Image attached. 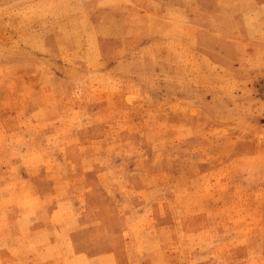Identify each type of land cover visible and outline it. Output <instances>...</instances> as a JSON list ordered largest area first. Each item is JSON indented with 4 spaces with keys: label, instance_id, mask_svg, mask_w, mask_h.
Returning a JSON list of instances; mask_svg holds the SVG:
<instances>
[{
    "label": "rangeland",
    "instance_id": "1",
    "mask_svg": "<svg viewBox=\"0 0 264 264\" xmlns=\"http://www.w3.org/2000/svg\"><path fill=\"white\" fill-rule=\"evenodd\" d=\"M0 264H264V0H0Z\"/></svg>",
    "mask_w": 264,
    "mask_h": 264
}]
</instances>
